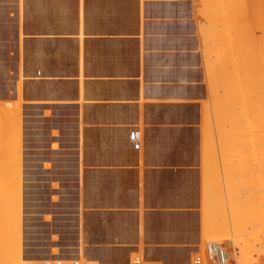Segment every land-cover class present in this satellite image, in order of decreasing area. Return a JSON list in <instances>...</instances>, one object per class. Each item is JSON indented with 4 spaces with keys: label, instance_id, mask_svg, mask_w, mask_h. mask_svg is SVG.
<instances>
[{
    "label": "crops",
    "instance_id": "crops-1",
    "mask_svg": "<svg viewBox=\"0 0 264 264\" xmlns=\"http://www.w3.org/2000/svg\"><path fill=\"white\" fill-rule=\"evenodd\" d=\"M206 28L194 0H0V166L16 131L25 194L17 252L0 205V264H193L203 122L226 86ZM51 182L64 217L37 202Z\"/></svg>",
    "mask_w": 264,
    "mask_h": 264
},
{
    "label": "rangeland",
    "instance_id": "rangeland-1",
    "mask_svg": "<svg viewBox=\"0 0 264 264\" xmlns=\"http://www.w3.org/2000/svg\"><path fill=\"white\" fill-rule=\"evenodd\" d=\"M194 1L200 7V15L202 19H204L207 29L217 34V57L223 53L227 58L224 63L225 66L223 65V71L225 72L224 77L226 80L223 79L226 86L223 88L218 87L219 89L212 93L213 98L210 102L208 115L204 119V125L206 127L204 134L206 156L203 164V210L207 231L204 234L200 251L194 256H202L205 242L214 239L220 240L226 245L230 253L228 264H264V30L260 29L264 26L262 25L264 21H261L260 17L262 15V20H264L263 11H261L263 10L262 6H264V2L261 0L263 2V4H261L262 2L260 0L255 1L257 6H253L256 5L255 2L252 3L254 0ZM259 1L261 3H259ZM255 9L257 11H254ZM257 13H260V15ZM255 14L259 15V17ZM259 18L260 20H258ZM234 22H236L237 25L236 23L234 24ZM234 25H236L235 27L238 29L241 27V29L237 30L236 28V31ZM252 27H258V29H253L252 32ZM246 28H249L248 31L250 33H246ZM246 35L249 40H247ZM259 41H262L260 42L262 45L258 43ZM221 45L223 46L222 52ZM249 51L251 52L249 53ZM230 56H232V59L229 58ZM228 63H230V65ZM234 79L235 81H233ZM225 93L227 94L225 95ZM238 111L241 112V114ZM13 123L15 125V120H13ZM12 140L16 142V131H9L8 135L7 133L5 135V146H8L10 149L11 142L14 149L11 148L8 152L11 153L9 156L10 159L6 158L9 154L5 152V160H10L11 163H9L11 167H8V171L6 170L7 168H0V178L2 172L3 175L11 177L12 181H16L13 177L16 178L15 176H17V149ZM0 142V153L2 154L1 131ZM13 157H15V160ZM210 166L216 169L214 171L210 168L211 173H208L209 169L207 168ZM10 172L14 173L15 176ZM212 172L215 173L213 174ZM1 184L2 183H0V201H2L0 205L2 206V202L5 201L3 204L4 207L8 205V193L20 189L21 185L19 183L13 186H11V183ZM8 185L10 187L9 189ZM53 186H56V184H53ZM1 195L7 197V199L5 197L3 198ZM52 199H57V196H53ZM17 206V209L14 207L15 213L18 216H16L18 221L16 226L9 224L10 211L8 212V209L6 207L4 208V218H7L4 220L9 226L8 235H11L9 238H13L14 250L16 252L19 250L17 235L21 218L20 201H18ZM7 220L8 222H6ZM137 258H139V262H141L140 256L137 255L132 256V262L135 263V259Z\"/></svg>",
    "mask_w": 264,
    "mask_h": 264
},
{
    "label": "built area",
    "instance_id": "built-area-1",
    "mask_svg": "<svg viewBox=\"0 0 264 264\" xmlns=\"http://www.w3.org/2000/svg\"><path fill=\"white\" fill-rule=\"evenodd\" d=\"M56 184V186H53ZM37 190V202L43 211H58L59 216H66L64 211L63 200L52 199L56 191L60 190V185L57 182L51 183H39ZM23 199H21V223L25 217V209L23 208ZM230 259V253L227 250L226 245L220 240H207L204 244L203 255H197L193 257V264H228ZM135 263H139V258L135 259ZM72 264H78L73 261Z\"/></svg>",
    "mask_w": 264,
    "mask_h": 264
},
{
    "label": "bare ground",
    "instance_id": "bare-ground-1",
    "mask_svg": "<svg viewBox=\"0 0 264 264\" xmlns=\"http://www.w3.org/2000/svg\"><path fill=\"white\" fill-rule=\"evenodd\" d=\"M255 1H258V0H254L252 3H254ZM261 1V0H260ZM259 1V3H261ZM238 2V1H237ZM240 2V1H239ZM263 2H264V0H263ZM263 2L261 3V4H263ZM255 4L256 5H253V6H257V3L255 2ZM258 5H260V4H258ZM264 5V4H263ZM224 6V5H223ZM243 7V6H242ZM259 7V6H258ZM263 7V10H261V11H263V15H264V6H262ZM245 8V7H244ZM238 9V8H237ZM243 9V8H242ZM241 9V10H242ZM260 9V8H259ZM220 10V9H219ZM228 10V9H227ZM243 11H244V9H243ZM254 11H257L256 9L254 10ZM218 12V11H217ZM227 12V11H226ZM239 12H240V10H239ZM252 13V12H251ZM256 13V12H255ZM232 14V13H231ZM230 14V15H231ZM257 14H259L260 15V13H257ZM262 14V13H261ZM215 15V14H214ZM240 15H241V13H240ZM252 15V14H251ZM256 15V14H255ZM259 15H256V16H258L259 17ZM216 16H217V14H216ZM251 17H253V16H251ZM261 17V21H264V20H262V15L260 16ZM256 18V17H255ZM215 19V18H214ZM233 19V18H232ZM204 20V19H203ZM245 20V19H244ZM258 20H260V18L258 19ZM211 21V20H210ZM231 21V20H230ZM237 21V20H236ZM229 22V21H228ZM256 22V21H255ZM259 22V21H258ZM218 23V22H217ZM236 22H234V24H235ZM257 23V22H256ZM262 23V22H261ZM19 24V23H18ZM231 24V23H230ZM239 24V23H238ZM252 24V23H251ZM260 24V23H259ZM259 24H256V25H259ZM221 25V24H220ZM236 25H237V23H236ZM236 25H234V27L236 26ZM248 25V24H247ZM253 26H255L254 24H252ZM261 25V24H260ZM262 25H264V23L262 24ZM222 26V25H221ZM241 26V25H240ZM240 26H238V27H240ZM210 27V26H209ZM225 27V26H224ZM264 27V26H263ZM260 28V29H263L264 30V28ZM211 28V27H210ZM236 28L237 27H235V30H236ZM258 29V27H252V32H253V29ZM207 29V28H206ZM223 29V28H222ZM239 29H241V27L239 28ZM238 28H237V30H239ZM244 29V28H243ZM248 29L249 28H246V33H250L249 31H248ZM231 30V29H230ZM236 30V31H237ZM234 31V30H233ZM250 31H251V29H250ZM259 31V30H258ZM241 32V31H240ZM118 33V32H117ZM232 33V32H231ZM238 33V32H237ZM26 34V33H25ZM234 34H235V31H234ZM66 35V34H65ZM247 36V35H246ZM250 38H252L251 36H249ZM221 38V37H220ZM247 38V40H249V38H248V36L246 37ZM258 38V37H257ZM207 39V38H206ZM223 39V38H222ZM260 39H262V38H260ZM222 41V40H221ZM225 41V40H224ZM263 41V40H262ZM262 41H259L258 43H260V42H262ZM233 42V41H232ZM245 42V41H244ZM224 43V42H223ZM250 43V42H249ZM248 43V44H249ZM257 43V44H258ZM246 44V43H245ZM261 44V43H260ZM226 45H228V44H226ZM262 45V44H261ZM225 46V45H224ZM242 46H243V44H242ZM223 47V46H222ZM228 48H230V47H228ZM234 48V47H233ZM262 48V47H261ZM244 49V48H243ZM227 50V49H226ZM234 50V49H233ZM264 50V49H263ZM251 51H249V53H250ZM263 52V51H262ZM236 53V52H235ZM230 54V53H229ZM264 54V53H263ZM234 55V54H233ZM253 55V54H252ZM259 55V54H258ZM235 56V55H234ZM250 56H251V54H250ZM249 56V57H250ZM259 56H262L261 54L259 55ZM232 56H230L229 58H231ZM252 57V56H251ZM264 57V56H263ZM232 59V58H231ZM230 60V59H229ZM256 60V59H255ZM174 62V61H173ZM230 62V61H229ZM250 62V61H249ZM255 62V61H254ZM231 63V62H230ZM230 63H228L229 65H230ZM227 64V65H228ZM217 65V64H216ZM221 65V64H220ZM222 65H223V63H222ZM231 65H232V63H231ZM173 66V65H172ZM224 66H225V64H224ZM218 67H219V65H218ZM229 67V66H228ZM220 68H222L221 66H220ZM226 68V67H225ZM228 69V68H227ZM230 70V69H229ZM241 70V69H240ZM257 70V69H256ZM252 71V70H251ZM260 71V70H259ZM95 72V71H94ZM222 72V71H221ZM228 72V71H227ZM239 72V71H238ZM220 73V72H219ZM214 74V73H213ZM255 74V73H254ZM220 75V74H219ZM264 76V75H263ZM35 77V76H34ZM220 77V76H219ZM224 77V76H223ZM230 77V76H229ZM220 80H221V78H219ZM224 79H225V77H224ZM231 79V78H230ZM213 80H215V79H213ZM226 80V79H225ZM224 81V80H223ZM233 81H235V79L233 80ZM227 82V81H226ZM211 83H213V82H211ZM252 83V82H251ZM214 84V83H213ZM211 86V85H210ZM228 86V85H227ZM257 86V85H256ZM259 87V86H258ZM262 87V86H261ZM264 87V86H263ZM228 88V87H227ZM234 88H236V87H234ZM219 89V88H218ZM256 89V88H255ZM261 89H263V88H261ZM237 91V90H236ZM229 92V91H228ZM231 92V91H230ZM239 92V91H238ZM227 93H225V95H226ZM232 94V93H231ZM235 94V93H234ZM253 94V93H252ZM17 95V94H16ZM17 98V97H16ZM203 99V98H202ZM235 99V98H234ZM241 99V98H240ZM252 100V99H251ZM254 100V99H253ZM255 102V101H254ZM232 103V102H231ZM244 103V102H243ZM251 103V102H250ZM245 104V103H244ZM239 105V104H238ZM217 106V105H216ZM1 107V106H0ZM204 107V106H203ZM252 107V106H251ZM240 108V107H239ZM226 109V108H225ZM231 109V108H230ZM224 110V109H223ZM241 110V109H240ZM6 111V110H5ZM24 111V110H23ZM217 111V110H216ZM229 111V110H228ZM236 111V110H235ZM225 112V111H224ZM223 112V113H224ZM226 112H227V110H226ZM239 112V111H238ZM237 112V113H238ZM30 113V112H29ZM232 113V112H231ZM230 113V114H231ZM240 114H241V112H239ZM233 114V113H232ZM0 115H1V113H0ZM223 115V114H222ZM227 116H228V114H227ZM237 116V115H236ZM221 117V116H220ZM230 117V116H229ZM241 118V117H240ZM2 119H4V118H2ZM258 119V118H257ZM16 120V119H15ZM209 120V119H208ZM207 120V121H208ZM222 120H224V119H222ZM226 120V119H225ZM233 120V119H232ZM4 120H2V122H3ZM256 121V120H255ZM16 122H18V121H15V123ZM242 122V121H241ZM257 122V121H256ZM19 123V122H18ZM204 123V122H203ZM223 123H224V121H223ZM238 123V122H237ZM258 123V122H257ZM239 124V123H238ZM241 124H243V123H241ZM248 124V123H247ZM2 125H3V123H2ZM17 125V124H16ZM14 126V127H17V126ZM259 125V124H258ZM204 126V125H203ZM244 126V125H243ZM2 127V126H1ZM240 127H242V126H240ZM5 127H3L2 128V130L4 129ZM236 128V127H235ZM245 128V127H244ZM249 128V127H248ZM251 128H252V126H251ZM260 128V127H259ZM247 129V128H246ZM5 130V129H4ZM8 130V129H7ZM204 131V130H203ZM212 131V130H211ZM3 132V131H2ZM1 132V133H2ZM6 132V131H5ZM8 132V131H7ZM233 132V131H232ZM254 132V131H253ZM9 133V132H8ZM176 133V132H175ZM243 133V132H242ZM5 134V133H4ZM203 134H205V131H204V133ZM212 134V133H211ZM256 134H257V132H256ZM79 135V134H78ZM235 136H238V135H235ZM264 136V135H263ZM2 137H3V135H2ZM217 137V136H216ZM234 138V137H233ZM12 139V138H11ZM257 139V138H256ZM262 140V139H261ZM13 141V140H12ZM10 142V141H9ZM172 142V141H171ZM1 143V142H0ZM13 143H15V145H16V143H17V140H16V142H14L13 141ZM256 143V142H255ZM10 144H11V146L13 145L11 142H10ZM257 144H258V142H257ZM260 144V143H259ZM14 145V146H15ZM10 146V149L11 148H13V146L11 147ZM231 146V145H230ZM230 148V147H229ZM235 148V147H234ZM247 148V147H246ZM255 148H256V146H255ZM10 149L8 148V150L10 151ZM14 149V148H13ZM228 149V148H227ZM258 149V148H257ZM8 151V152H9ZM231 151H232V149H231ZM3 152V151H2ZM7 152V153H8ZM12 152V151H11ZM15 152V151H14ZM13 152V153H14ZM263 153V152H262ZM1 154V153H0ZM3 154H4V152H3ZM9 155H7V157L6 158H9V156H10V154L11 153H8ZM168 154V153H167ZM223 154V153H222ZM229 154V153H228ZM6 156V155H5ZM40 156V155H39ZM210 156V155H209ZM208 156V157H209ZM1 157H3V156H1ZM0 157V158H1ZM246 157H248V156H246ZM5 158V157H4ZM5 158V159H6ZM15 157H13V159H14ZM253 158V157H252ZM10 159V158H9ZM9 159H7L8 160V162L6 161V163H8L9 164V162H10V160ZM225 159V158H224ZM2 160H4V159H2ZM15 160V159H14ZM48 160V159H47ZM4 162V161H3ZM57 162V161H56ZM215 162V161H214ZM237 162V161H236ZM11 163V162H10ZM216 163H217V161H216ZM5 164V163H4ZM4 164H2V165H4ZM1 165V164H0ZM246 165V164H245ZM138 166V165H137ZM233 166H234V164H233ZM247 166V165H246ZM257 166V165H256ZM3 167V166H2ZM235 167H236V165H235ZM249 167V166H248ZM0 168H1V166H0ZM211 166L210 167H208L207 169H209L208 170V173H211L210 172V170L211 169H213L214 171H215V169H214V167L213 168H211ZM1 169H3V168H1ZM7 171H8V168L6 169ZM5 170V171H6ZM44 170V169H43ZM46 170V169H45ZM251 170V169H250ZM258 170V169H257ZM263 170V169H262ZM206 171V170H205ZM217 171V170H216ZM229 172V171H228ZM234 172V171H233ZM254 172V171H253ZM7 173V172H6ZM10 173H12V172H10ZM207 173V174H208ZM213 174L215 173V172H212ZM9 174V173H8ZM13 174V176H15L14 175V173H12ZM16 174V173H15ZM240 174V173H239ZM1 175H3V173L1 172ZM10 175V174H9ZM211 175V174H210ZM231 175V174H230ZM243 175H245V174H243ZM254 175V174H253ZM258 175V174H257ZM12 176V177H13ZM21 176V175H20ZM241 176V175H240ZM256 176V175H255ZM9 177V176H8ZM246 177V176H245ZM2 178V177H1ZM8 179V178H7ZM13 179H14V177H13ZM239 179V178H238ZM257 179V178H256ZM16 181L15 182H13V184H11V186H13V185H18V179H17V176H16V179H15ZM20 180V179H19ZM253 180V179H252ZM12 181V180H11ZM14 181V180H13ZM258 181V180H257ZM3 182V181H2ZM8 182H6V184H7ZM10 184V183H9ZM2 185V184H1ZM253 185V184H252ZM262 186V185H261ZM258 187V186H257ZM10 187H9V185H8V189H9ZM5 189V188H4ZM11 189H12V187H11ZM10 189V190H11ZM246 189V188H245ZM7 190V189H6ZM260 190V189H259ZM229 191V190H228ZM7 192V191H6ZM6 192H5V194H6ZM216 192V191H215ZM220 192V191H219ZM260 192H261V190H260ZM233 193V192H232ZM244 193V192H243ZM4 194V193H3ZM221 194V193H220ZM262 194V193H261ZM24 195L25 194H23V192H22V190L21 189H16V190H13V191H10L9 193H8V205H6V206H4V208L6 207L7 209H8V212L10 213V217H9V219H10V221H9V224H13V225H15L16 226V224L18 223V221H17V215H16V213H15V208L14 207H16L17 206V204H18V201H20L21 202V199H23V197H24ZM264 195V194H263ZM3 198L5 197V196H3V195H1ZM261 196V195H260ZM1 197V198H2ZM247 197V196H246ZM6 199H7V197H5ZM242 198V197H241ZM6 199H3V200H6ZM214 199V198H213ZM2 201V200H1ZM0 201V202H1ZM214 201V200H213ZM5 202V201H4ZM4 202H3V204H4ZM7 202V201H6ZM104 202V201H103ZM218 202V201H217ZM16 203V204H15ZM236 204V203H235ZM221 206V205H220ZM18 207V206H17ZM17 207H16V209H17ZM86 208V207H85ZM216 210V209H215ZM113 211V210H112ZM5 213V212H4ZM5 216V215H4ZM17 216V217H16ZM4 218V217H3ZM5 219V218H4ZM7 219V218H6ZM5 219V220H6ZM8 219V220H9ZM21 219V218H20ZM5 220H3L4 222H5ZM8 220L6 221V222H8ZM31 221V220H30ZM2 222V221H1ZM4 228V227H3ZM58 228V227H57ZM5 229V228H4ZM223 229V228H222ZM7 230V229H6ZM96 231V230H95ZM5 232V231H4ZM8 233V232H7ZM10 233H11V231H10ZM234 233V232H233ZM264 233V232H263ZM249 234V233H248ZM2 235H4V234H2ZM1 235V236H2ZM264 235V234H263ZM11 236V235H10ZM9 236V237H10ZM226 237V236H225ZM214 238V237H213ZM8 239V238H7ZM221 239V238H220ZM6 240V239H5ZM12 239L10 238V240L9 241H11ZM207 240V239H206ZM214 240V239H213ZM8 241V240H7ZM6 241V242H7ZM256 241V240H255ZM225 242V241H224ZM6 244V243H5ZM4 244V245H5ZM11 244H12V242H11ZM5 246H7V245H5ZM5 248V247H4ZM9 248H12L11 246L9 247V246H7V250H9ZM8 252V251H7ZM9 252H10V250H9ZM9 252H8V254L7 255H9ZM5 253V252H4ZM59 254H61V253H59ZM13 255V254H12ZM80 255V254H79ZM15 256V255H14ZM238 256V255H237ZM12 257V256H11ZM16 257V256H15ZM14 257V258H15ZM78 258H79V256H78ZM33 260V259H32ZM87 262V261H86Z\"/></svg>",
    "mask_w": 264,
    "mask_h": 264
}]
</instances>
